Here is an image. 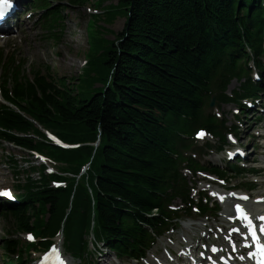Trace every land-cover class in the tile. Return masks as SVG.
<instances>
[{
  "label": "trees",
  "instance_id": "16d2710c",
  "mask_svg": "<svg viewBox=\"0 0 264 264\" xmlns=\"http://www.w3.org/2000/svg\"><path fill=\"white\" fill-rule=\"evenodd\" d=\"M61 1L65 9L103 3ZM115 7L105 12L106 21L125 12L123 30L108 41L101 17L94 16L90 61L71 83L51 75L50 67L45 73L34 68L33 81H22L17 65L26 64L13 59L8 65L0 54V73L5 85L12 83L24 113L0 105V137L44 153L73 173L93 160L87 187L46 174L44 166L29 159L27 203L3 210L11 212L19 232L38 229L52 235L64 225L66 249L79 259L87 253L86 234L93 222L97 238L118 254L148 236L143 225L156 222L151 215L155 208L162 210L161 193L171 186L167 180L174 182L172 154L178 139L193 130L199 117L198 123L214 122L205 120L203 107L216 79L227 73L247 79L235 91L240 97L263 90L251 84L246 64L247 49L258 50L264 42V0H118ZM51 17L47 35L58 40L64 18L60 10ZM43 128L71 144L100 143L96 149H64L50 143ZM35 171L39 179L30 176ZM52 179L68 187L56 189ZM19 244L7 240V250Z\"/></svg>",
  "mask_w": 264,
  "mask_h": 264
},
{
  "label": "rangeland",
  "instance_id": "374dc122",
  "mask_svg": "<svg viewBox=\"0 0 264 264\" xmlns=\"http://www.w3.org/2000/svg\"><path fill=\"white\" fill-rule=\"evenodd\" d=\"M103 3L101 6V10L104 11H116L118 10L116 4L118 0H102ZM113 4V8H110V5ZM89 7L95 8V2H90L84 6L77 5L73 7H69L65 9L62 13L65 21H64V30L63 34L60 37V40L57 44L54 40L45 39V31L40 26L29 27L27 28L30 33V40L26 41L24 44H20L17 41V49L19 51V57L26 61L27 66L25 67L30 73L31 77L34 78V68L43 66L48 68L51 67L49 71L51 75L55 78L66 77L69 79V83H71L70 79L76 78L80 75V71H82L83 66L81 65L83 61L87 57V53L91 48V44L89 43L90 32L92 29V19L91 15L87 11ZM61 8V7H59ZM117 16L113 22L106 21V16L102 15V23L106 26L107 30L104 32V36L108 41H112L115 39L116 35L113 34L119 33L123 30L126 22V14L125 12L118 11ZM95 20V19H93ZM94 25V24H93ZM93 46V45H92ZM101 86V85H98ZM238 86L237 82H232L230 88H234ZM74 94H77L74 91ZM230 112L226 109V115L228 116ZM228 121L230 119L228 118ZM262 129V130H260ZM260 130V131H259ZM255 131L264 133V121L257 125ZM6 153L7 155L12 154L19 157L21 163H23L22 157H28V154L19 148H16L13 145L6 144ZM261 152H259V156ZM262 157V156H260ZM1 162V161H0ZM6 173L12 177V173L6 169ZM22 180H24V175L20 176ZM33 177H37V173H33ZM240 181V180H239ZM14 229L13 224L8 222L6 219L0 217V264H3V253L6 252L4 250V241L3 239L15 238L18 234L12 232ZM96 259H99L97 256ZM102 259V258H100ZM119 260L111 254L103 264H117ZM72 264H80L78 261L72 259Z\"/></svg>",
  "mask_w": 264,
  "mask_h": 264
},
{
  "label": "snow or ice",
  "instance_id": "6c2138e0",
  "mask_svg": "<svg viewBox=\"0 0 264 264\" xmlns=\"http://www.w3.org/2000/svg\"><path fill=\"white\" fill-rule=\"evenodd\" d=\"M11 7V0H0V18L4 16L8 8ZM198 136H203L204 133L201 131L197 134ZM0 195H10L8 191H0ZM243 199H247V197H243ZM236 211L239 217L245 222L244 227L247 229V236L245 240V247L252 248L254 247L255 250H250L248 252L249 258L256 259L257 264H264V242L261 241V235H264V224L259 226V234L257 231V226L253 224V218L249 216V214L243 209L241 205H236ZM258 219L264 221V217H259ZM239 231V229H236ZM250 237L251 244L247 242V238ZM29 239H32L31 235ZM235 250V245L233 246ZM214 251L216 249H213ZM52 251L57 253V260L59 264H64L63 260L60 258L58 254V249L53 246ZM243 258V257H241Z\"/></svg>",
  "mask_w": 264,
  "mask_h": 264
},
{
  "label": "bare ground",
  "instance_id": "6f19581e",
  "mask_svg": "<svg viewBox=\"0 0 264 264\" xmlns=\"http://www.w3.org/2000/svg\"><path fill=\"white\" fill-rule=\"evenodd\" d=\"M7 30H3L2 32H6ZM9 58L10 59H8V60H4L8 65H10V63H11V60L13 61V57L12 56H9ZM18 67L20 66V70L22 69V75H21V78H22V81L25 79V81H26V79L27 80H31V75H30V73L28 72V70L25 68V66L23 67V68H21V66L22 65H17ZM7 71H8V69H5V72L7 73ZM0 76H1V73H0ZM33 80H31V82H32ZM24 83V82H23ZM29 83H30V81H29ZM39 96H41V95H39ZM45 98H42L41 100L43 101ZM28 100V99H27ZM42 107H43V105H42ZM44 108V107H43ZM61 243H62V241H61Z\"/></svg>",
  "mask_w": 264,
  "mask_h": 264
}]
</instances>
